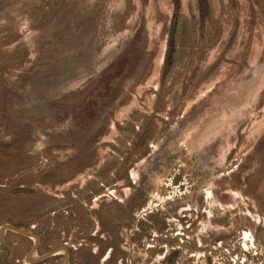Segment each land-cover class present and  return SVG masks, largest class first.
<instances>
[{"label":"rangeland","instance_id":"obj_1","mask_svg":"<svg viewBox=\"0 0 264 264\" xmlns=\"http://www.w3.org/2000/svg\"><path fill=\"white\" fill-rule=\"evenodd\" d=\"M2 223L67 264H264V0H0ZM32 243L0 264H63Z\"/></svg>","mask_w":264,"mask_h":264},{"label":"water","instance_id":"obj_2","mask_svg":"<svg viewBox=\"0 0 264 264\" xmlns=\"http://www.w3.org/2000/svg\"><path fill=\"white\" fill-rule=\"evenodd\" d=\"M6 230H11L19 235H22V236H26V237H30L33 239V243H32V246L31 248L29 249V251L27 252V254L25 255V260L28 261V262H35V261H39V260H42L43 258L49 256V255H52L58 251H62L63 253V264H67V248L64 246V245H59L55 248H53L52 250L44 253V254H41L40 256H37V257H32V253L35 251L36 249V246L38 244V235L33 233V232H29V231H25V230H22L21 228H18L17 226L13 225V224H9V223H2L0 225V242L3 238V235H4V232Z\"/></svg>","mask_w":264,"mask_h":264},{"label":"flooded vegetation","instance_id":"obj_3","mask_svg":"<svg viewBox=\"0 0 264 264\" xmlns=\"http://www.w3.org/2000/svg\"><path fill=\"white\" fill-rule=\"evenodd\" d=\"M88 191H90V190H88ZM88 199L90 200V197L87 196L84 200L88 201ZM131 234L133 235L134 233H131ZM27 238H30V237H27ZM38 244H39V235H38ZM38 244H37V246H38ZM37 246H36V247H37ZM131 249H132V244L129 245V251H130ZM28 251H29V250H28ZM28 251H27V252H28ZM26 254H27V253H26ZM32 255H33V253H32ZM128 259H129V258H128V255H127L126 260H125L126 263L128 262ZM35 262H37V261H35ZM31 263H33V262H31Z\"/></svg>","mask_w":264,"mask_h":264}]
</instances>
